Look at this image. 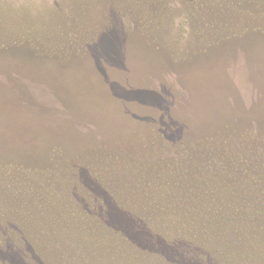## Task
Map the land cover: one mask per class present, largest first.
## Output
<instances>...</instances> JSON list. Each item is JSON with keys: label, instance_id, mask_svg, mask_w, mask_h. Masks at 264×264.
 Listing matches in <instances>:
<instances>
[{"label": "rangeland", "instance_id": "obj_1", "mask_svg": "<svg viewBox=\"0 0 264 264\" xmlns=\"http://www.w3.org/2000/svg\"><path fill=\"white\" fill-rule=\"evenodd\" d=\"M255 152L264 0H0V165L20 168L0 173V264H139L113 211L186 246L201 208L244 229L246 199L264 209ZM224 235L209 264H246Z\"/></svg>", "mask_w": 264, "mask_h": 264}, {"label": "trees", "instance_id": "obj_2", "mask_svg": "<svg viewBox=\"0 0 264 264\" xmlns=\"http://www.w3.org/2000/svg\"><path fill=\"white\" fill-rule=\"evenodd\" d=\"M255 156L256 158H260L255 159V157L253 156L252 159L246 160V178H244V180L246 181V186L252 185L251 187L254 188L260 185L261 182L264 185V157H262V154L257 155V153ZM253 159L255 160L252 161ZM251 161L252 163H250ZM237 163V161H234L230 167H228V165L226 164V166H221V173L230 172L231 174L235 175L239 174L237 173V170H239ZM16 166L15 164L0 165V173L8 175L9 171H12L14 169H20ZM206 170L208 174L212 173L214 177H222L221 174L216 173L210 168H206ZM257 172L261 175H258ZM201 174L205 175L204 173ZM241 177L234 176V178H236L237 180ZM212 179L215 180V178ZM212 183L215 185V182ZM212 183H209V185H211ZM217 185L219 186L221 184L218 183ZM167 194L169 195V192H167ZM234 200L237 202L239 201L237 198H235ZM253 200L254 199L251 198L250 200L246 199V215L242 213L246 222L244 229L239 225H233L231 223L223 227L222 217L225 216V213L222 212V208L214 206L208 207L207 209H200L201 213L213 218L210 220V224H191L189 226L187 224L182 225L188 228V232H185L181 229L182 232L185 235H192V238H198L204 249H202L201 245L199 247L186 246V243L184 242V239L180 234L181 225H176L177 223L175 224V229L177 230L176 236L171 233H167L169 235V238L166 237V239H163L160 237L159 233L154 234L150 231V229L148 230L147 227H144V225L140 222L137 217L135 221L130 215L113 211L111 213L113 217L111 218H117V220H121L122 223H130L131 225L133 224L132 226L134 230L133 232H130V235H126V239L129 240L132 235L133 238L136 240L135 258L138 259L139 264H147L146 259H150L148 264H164L163 261L160 260L161 258L159 257L161 251L170 253L176 261H186V264H198L201 258L202 260H204L203 262H205V264H209V259L212 256L209 253L210 249L206 247L207 243L204 241V239H206L207 237L212 238L210 235H214L216 237L218 235V237H223L225 236L224 234L234 235V237H232V241L238 242L242 244V246L246 247L244 248V250L239 249V251H243L246 253V264H261V260H258L257 258L259 257V255H261L260 258L264 260V209L262 207H255L254 202H252ZM234 206H236V208H234L233 210L236 212H238V210H243L237 205V203H234ZM75 225H80V223L77 222ZM237 226H239V229L237 228ZM157 228L160 227L158 226ZM235 234H240L237 238L238 240H235ZM171 236H173L172 239L170 238ZM234 253H238V250H235ZM214 263H216V261L212 260V264ZM218 264L221 263L218 261ZM262 264H264V261L262 262Z\"/></svg>", "mask_w": 264, "mask_h": 264}]
</instances>
